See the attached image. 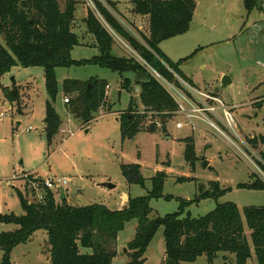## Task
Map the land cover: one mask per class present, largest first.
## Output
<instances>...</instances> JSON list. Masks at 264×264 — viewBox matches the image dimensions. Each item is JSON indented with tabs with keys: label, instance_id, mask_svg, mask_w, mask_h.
Wrapping results in <instances>:
<instances>
[{
	"label": "rangeland",
	"instance_id": "obj_1",
	"mask_svg": "<svg viewBox=\"0 0 264 264\" xmlns=\"http://www.w3.org/2000/svg\"><path fill=\"white\" fill-rule=\"evenodd\" d=\"M65 1L58 0L62 9ZM76 1L75 18L78 21L73 29L82 42L88 44L90 42L85 38L79 18L92 7L91 0ZM106 1L114 4L116 9H112L113 13L125 24L133 27L130 23L133 21L136 27H141H133L136 37L141 40V34L147 32V22L140 17L135 21L131 0ZM193 1L196 9L190 30L160 43V53L169 65L187 59L179 69L193 82L192 86L188 80L193 94L197 96L196 92L199 91L217 97L230 110L237 126L234 132L240 140L221 123L217 124L221 133L200 122L193 131L188 126L177 129L175 125L182 118L175 116L168 122L166 133H162L161 128L154 134L143 130L133 139L122 141L117 119L127 111L131 98L136 100L137 110H142L139 87L132 86V92L127 93L121 89L122 79L118 74L95 66H81L55 70L57 96L53 107L61 125L59 133L49 143L43 124L45 102L48 100L43 69L24 68L16 64L0 77V114H4V118L0 119L1 215L23 214L15 189L23 190L21 177L25 173L65 180V196L72 206L99 204L116 210L122 201V194L132 199L145 197L151 189L150 179L158 171L165 172L168 178L163 186V194L173 199L151 200L149 219L177 212L180 206L178 199L190 202L183 215L190 218L203 217L216 204L233 203L239 209L244 233L251 247L252 255L247 264H256L242 210L264 206V190L249 188L256 182L264 183V144L259 141V137H264V0ZM247 1L249 10L246 8ZM91 11L102 21L96 10L92 8ZM106 29L114 39L115 55H135L125 41L115 36L107 26ZM0 43L3 44L1 37ZM96 54L98 52L91 48L78 46L72 50L71 58L89 59ZM126 76L132 79L130 74ZM223 77L229 79L225 87L222 86ZM89 78L106 82V104L111 108L100 110L94 120L82 126L66 110L63 98L71 100L73 96L63 94V84L65 80L84 82ZM1 86L8 89L15 86L19 91V104H8ZM218 115L224 122L221 111ZM148 126L147 120L145 128ZM223 133L228 139L223 137ZM188 138L194 142L193 166L185 161L186 145L183 140ZM251 139H258L255 146L249 142ZM203 163H207L206 168ZM132 164L141 167L144 187L128 185L122 176L121 166ZM182 178L193 181L181 182L179 179ZM211 183H218L219 189L224 190L220 197L191 202L199 195L200 186L204 191L211 192ZM103 184H110L113 188L107 189ZM16 228L14 225L0 224V233ZM136 228L137 221L132 220L118 234L115 243L117 254L112 264H128L127 244L134 238ZM78 249L81 254L90 253V250L80 246ZM164 251V235L160 229L146 249L143 264H163L166 262L163 260ZM48 252L46 232L37 231L28 242L12 250L10 262L48 264ZM1 257L0 252V263ZM224 257H227L226 262ZM225 263L235 264L233 255L219 253L213 262ZM180 264H207V260L201 256L192 263Z\"/></svg>",
	"mask_w": 264,
	"mask_h": 264
},
{
	"label": "trees",
	"instance_id": "obj_2",
	"mask_svg": "<svg viewBox=\"0 0 264 264\" xmlns=\"http://www.w3.org/2000/svg\"><path fill=\"white\" fill-rule=\"evenodd\" d=\"M92 2L105 25L90 8L87 9L83 22L87 33L94 39L98 54L90 59L77 61L71 58L72 50L81 46L78 35L73 31L76 1L66 0L62 9L58 0H0V37L3 40V44L0 43V77L16 64L24 68L43 69L48 96L43 124L49 143L59 133L61 125L53 107L57 96V68L95 66L118 74L122 79L121 89L127 93L132 92V86L139 87L142 110H137L138 104L131 98L127 111L118 117L122 141L133 139L143 130L154 134L161 128V132L166 133V126L175 117L177 106L149 68L177 87L181 86L176 77L190 85L179 69L180 64L187 59L169 65L160 53L159 45L190 30L196 9L195 2L131 0L132 13L146 18L148 23V35L142 33L141 40L131 35L121 19L113 13L112 9H116L113 3L106 0ZM246 8L250 9L248 1ZM106 26L124 40L149 68L135 57L115 55L114 39ZM106 86V82L99 79H90L87 82L65 80L63 94L73 96L64 104L67 112L82 126L89 124L100 110L111 108L106 104ZM1 91L8 104H19V91L15 86L12 89L1 86ZM147 120L149 126L146 129ZM259 141L264 144V137H259ZM183 142L186 145L185 161L193 166L194 142L191 138ZM249 142L255 146L258 139H251ZM140 169L137 164L121 166L122 176L128 185L144 187L145 181ZM167 178L165 172H156L150 179L151 189L147 195L128 198L125 210H110L99 204L72 206L67 204L66 199L58 202L55 195L45 189L41 190L43 201L30 203L27 196L15 189L23 214H0V224L17 227L14 231L0 233V264H11L12 250L28 242L37 231L47 234L48 264H112L116 256L115 243L118 234L132 220L137 221V228L134 238L127 244L128 264L144 263L146 249L160 229L164 235L166 261L172 260L175 264L192 263L205 256L207 264H213L219 253H225L233 255L235 264H247L252 255L251 247L244 233L239 209L233 203L216 204L203 217L190 218L183 217L184 209L190 202L178 199L180 206L177 212L149 219L151 200L173 199L172 196L163 194ZM179 180L193 181L188 178ZM38 182L41 187L43 179ZM211 184V192L204 191L200 186L199 195L191 202L220 197L224 190L219 189L218 183ZM249 188L264 190V183L256 182ZM242 213L249 230L256 264H264V206L246 207ZM79 246L90 250V253L81 254ZM223 259L227 261V257Z\"/></svg>",
	"mask_w": 264,
	"mask_h": 264
},
{
	"label": "built area",
	"instance_id": "obj_3",
	"mask_svg": "<svg viewBox=\"0 0 264 264\" xmlns=\"http://www.w3.org/2000/svg\"><path fill=\"white\" fill-rule=\"evenodd\" d=\"M90 1V0H89ZM90 4L93 10H96L92 0ZM89 4V5H90ZM94 12V11H93ZM97 12V10H96ZM98 13V12H97ZM99 15V14H98ZM142 65L149 68L144 61L140 58ZM152 75L161 83V85L166 89L168 94L173 98L177 110L175 116L182 118L181 122L176 123V128L180 129L183 126H188L192 131L196 129V124L198 122L208 124L212 129L220 132L218 123L229 130L236 138L239 136L234 132L236 129V122L230 112V110L217 98L208 94L201 92H196L197 96L193 94V89L182 79L177 78L181 87L169 83L168 81L161 78L156 72L149 68ZM108 88V87H107ZM63 103H68V97H65ZM222 113L223 120L219 117L218 112ZM4 118V114H0V119ZM159 126V124L157 125ZM221 133V132H220ZM223 137L226 139L227 136L223 133ZM42 177H37L34 174H23L21 180L23 182L21 193L27 196L28 201L41 202L43 201L42 189L51 191L55 196H60L61 193L65 194V186L67 182L63 179L58 178H42L43 182L40 184L38 182ZM43 187V188H42Z\"/></svg>",
	"mask_w": 264,
	"mask_h": 264
},
{
	"label": "crops",
	"instance_id": "obj_4",
	"mask_svg": "<svg viewBox=\"0 0 264 264\" xmlns=\"http://www.w3.org/2000/svg\"><path fill=\"white\" fill-rule=\"evenodd\" d=\"M73 1H76V0H73ZM76 2H78V1H76ZM78 4V3H77ZM77 4H76V6H77ZM83 6H84V4H83ZM75 12H76V10H75ZM75 12H74V19H75V22H74V24L76 25V23H77V21H78V18H75ZM86 16H87V13H86V15H83V16H80V18H79V20H80V23H81V25H82V27H84V34H85V38L87 39V41L89 40V42L90 43H88V44H86L85 42H82V40H81V38L79 37V40H80V44H81V46H83V47H88V48H91L92 49V51H97L98 52V50H97V48L95 47V42H94V39H93V37L90 35V34H88L87 33V30H86V26H85V24H84V19L86 18ZM134 16H136V15H134ZM137 17H140V16H136L135 17V21H138V19H136ZM141 18V20H143V21H145V23L147 22V19L146 18H144V17H140ZM143 18V19H142ZM121 19V18H120ZM121 23L125 26V28L131 33V35H133L134 37H136V31L133 29V27L134 28H136V29H140L141 27L139 26V28L138 27H136V24L133 22V21H131L130 23H132L133 24V27L130 25V24H125L124 23V21L121 19ZM147 26H148V23H147ZM108 28V27H107ZM73 31H74V29H73ZM75 32V31H74ZM76 33V32H75ZM77 34V33H76ZM143 34H145V35H148V29H147V32L146 33H143ZM114 35L115 36H117L115 33H114ZM137 38V37H136ZM119 39H121V38H119ZM124 41V40H123ZM130 48V47H129ZM131 49V48H130ZM131 51H132V49H131ZM132 53L133 54H135L133 51H132ZM97 55V54H96ZM96 55H94V56H96ZM129 56H132V57H135V55H129ZM93 57V56H92ZM136 58V57H135ZM90 59V58H89ZM81 60H83V59H81ZM78 61V60H77ZM90 79H92V78H89V79H87L86 81H84V82H87V81H89ZM188 79V78H187ZM189 80V79H188ZM191 83H192V86H193V82L191 81V80H189ZM108 87V86H107ZM65 98V97H64ZM64 98H63V100H64ZM7 107H8V105H7ZM117 121H118V119H117ZM25 174H27V173H25ZM37 175V174H36ZM37 176H39V175H37ZM39 177H42V178H44L43 176H39ZM17 190V189H16ZM19 191V190H18ZM59 197V199H60V197H61V195L60 196H58ZM64 199H66V202H67V204H69V202H68V200H67V197L65 196V194H64ZM128 198L129 197H127V195L126 194H122V196H121V203L119 204V208L118 209H116V210H121V208L124 206V205H126V202H127V200H128ZM55 199L57 200V197L55 196ZM60 201V200H59ZM70 205V204H69ZM16 227V226H15ZM17 229V228H16ZM16 229H14V230H16ZM14 230H12V231H14ZM33 236V235H32ZM32 238V237H31ZM30 238V239H31ZM126 253V252H125ZM49 254V253H48ZM117 254V253H116ZM49 259V258H48ZM163 260H165V255H164V259ZM113 261V260H112Z\"/></svg>",
	"mask_w": 264,
	"mask_h": 264
},
{
	"label": "water",
	"instance_id": "obj_5",
	"mask_svg": "<svg viewBox=\"0 0 264 264\" xmlns=\"http://www.w3.org/2000/svg\"><path fill=\"white\" fill-rule=\"evenodd\" d=\"M229 84V79L227 77H223V80H222V86L225 87L226 85ZM207 166V163H203V167L206 168ZM104 187H106L107 189H112L113 186L110 185V184H103ZM64 193H61V197H60V201L64 200ZM126 209V205H124L121 210H125ZM126 252V251H125ZM165 264H175L172 260H167L165 262Z\"/></svg>",
	"mask_w": 264,
	"mask_h": 264
}]
</instances>
